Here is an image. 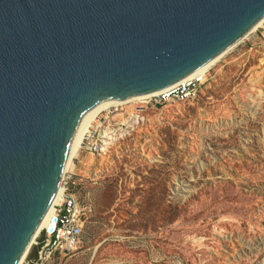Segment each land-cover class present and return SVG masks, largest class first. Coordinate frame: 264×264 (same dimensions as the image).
I'll use <instances>...</instances> for the list:
<instances>
[{"label": "rangeland", "instance_id": "obj_1", "mask_svg": "<svg viewBox=\"0 0 264 264\" xmlns=\"http://www.w3.org/2000/svg\"><path fill=\"white\" fill-rule=\"evenodd\" d=\"M263 94L264 43L254 32L208 70L193 98L101 113L64 174L88 208L81 241L51 264H256ZM102 130L114 138L106 152Z\"/></svg>", "mask_w": 264, "mask_h": 264}, {"label": "water", "instance_id": "obj_2", "mask_svg": "<svg viewBox=\"0 0 264 264\" xmlns=\"http://www.w3.org/2000/svg\"><path fill=\"white\" fill-rule=\"evenodd\" d=\"M263 20L264 0H0V264L31 249L88 115L184 82Z\"/></svg>", "mask_w": 264, "mask_h": 264}, {"label": "built area", "instance_id": "obj_3", "mask_svg": "<svg viewBox=\"0 0 264 264\" xmlns=\"http://www.w3.org/2000/svg\"><path fill=\"white\" fill-rule=\"evenodd\" d=\"M257 33L264 43V20ZM207 73H199L194 77L181 82L172 88L157 93L151 99L156 103H164L170 100L191 99L204 86ZM103 113V112H101ZM100 115L97 116V118ZM96 118V119H97ZM100 118V117H99ZM96 119L94 121H96ZM94 124L85 134L82 145L86 146L93 138ZM101 148H102V138ZM98 149V144L95 145ZM72 176L63 175L62 197L54 206V214L48 227L44 228L35 239L31 250L26 255L23 264H51L59 254H67L75 251L81 241L83 229L87 220L88 208L83 207L76 196L70 192ZM54 218H57L54 222ZM260 251L264 248V242L259 244ZM264 254L254 258L256 264H264ZM253 258V257H252Z\"/></svg>", "mask_w": 264, "mask_h": 264}, {"label": "bare ground", "instance_id": "obj_4", "mask_svg": "<svg viewBox=\"0 0 264 264\" xmlns=\"http://www.w3.org/2000/svg\"><path fill=\"white\" fill-rule=\"evenodd\" d=\"M263 22V21H262ZM262 22H260L254 29H252L246 36H249L251 33H256L258 30H259V27L261 26V24H262ZM245 36V37H246ZM244 37V38H245ZM243 38V39H244ZM242 39V40H243ZM241 40V41H242ZM240 41V42H241ZM239 42V43H240ZM222 58V57H221ZM220 58V59H221ZM219 59V60H220ZM219 60H217L216 62H214L212 65H210L209 67H207L206 69H204L203 71H201L200 73H205V72H208V70L209 69H211L212 68V66H214ZM199 74V73H198ZM197 75V74H196ZM195 76V75H194ZM193 76V77H194ZM192 78V77H191ZM190 79V78H189ZM154 95H156V94H154ZM154 95H150V96H144V97H137V98H132V99H129V100H126V101H122V102H111V103H109V104H106V105H104V106H102V107H100L99 109H97V110H95V111H93L90 115H88L84 120H83V122L81 123V125H80V127H79V129H78V131H77V134H76V136H75V139H74V141H73V143H72V146H71V150H70V154H69V157H68V161H67V163H66V166H65V169H64V174L66 173V172H68L69 171V169L72 167V162H73V159L76 157V155H77V153H78V151H79V149L82 147V142H83V139H84V136H85V134L90 130V128L92 127V124H93V122H94V120L97 118V116L98 115H100L101 114V112H104V111H106L107 109H109V108H111V107H115V106H120V105H124V104H132L134 101H136V100H144V99H147V98H151V97H153ZM263 96H264V94H263ZM110 135V133H109V130H102L101 131V135H100V137L102 138V141H103V143H102V149H103V151L104 152H106L107 151V149H108V147H109V145L114 141V138ZM101 148V147H100ZM63 174V175H64ZM62 192H63V188H62V183L60 184V187H59V190H58V193H57V196H56V198H55V200H54V203H53V205H52V207H51V209H50V211H49V213H48V215H47V217H46V219H45V221H44V223H43V225H42V227H41V229L39 230V232H38V234H37V236H36V238L38 237V235L40 234V232L44 229V228H46V227H48L49 226V224H50V221H51V219H52V216H53V214H54V206L56 205V203H58L59 202V200L61 199V197H62ZM35 238V239H36ZM35 241V240H34ZM34 243V242H33ZM26 257V256H25ZM25 259V258H24ZM23 262H24V260H23ZM23 262L21 263V264H23Z\"/></svg>", "mask_w": 264, "mask_h": 264}]
</instances>
